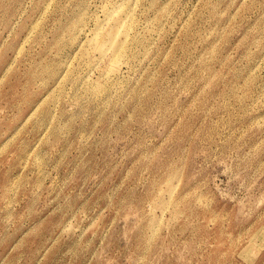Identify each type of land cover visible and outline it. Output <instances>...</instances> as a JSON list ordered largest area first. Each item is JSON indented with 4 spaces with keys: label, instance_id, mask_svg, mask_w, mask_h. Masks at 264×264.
<instances>
[{
    "label": "rangeland",
    "instance_id": "1",
    "mask_svg": "<svg viewBox=\"0 0 264 264\" xmlns=\"http://www.w3.org/2000/svg\"><path fill=\"white\" fill-rule=\"evenodd\" d=\"M0 264H264V0H0Z\"/></svg>",
    "mask_w": 264,
    "mask_h": 264
},
{
    "label": "bare ground",
    "instance_id": "2",
    "mask_svg": "<svg viewBox=\"0 0 264 264\" xmlns=\"http://www.w3.org/2000/svg\"><path fill=\"white\" fill-rule=\"evenodd\" d=\"M121 27L118 29H114L112 31H110L109 33V44H105V46L103 44H101L99 46V48L102 50V52H106L104 54L109 53L110 57H111V61H113V63H115V59L118 57V49H119V45L122 43H120V33H121ZM120 43V44H119ZM105 47V48H104Z\"/></svg>",
    "mask_w": 264,
    "mask_h": 264
}]
</instances>
